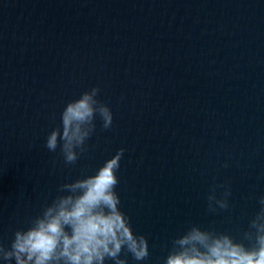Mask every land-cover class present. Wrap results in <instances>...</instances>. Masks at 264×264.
<instances>
[{
  "label": "clouds",
  "instance_id": "9594fccd",
  "mask_svg": "<svg viewBox=\"0 0 264 264\" xmlns=\"http://www.w3.org/2000/svg\"><path fill=\"white\" fill-rule=\"evenodd\" d=\"M99 91L93 87L69 101L61 112V125L46 138L45 147L51 152L59 147L66 165H74L87 151L97 116L104 129L113 124L110 107L97 99ZM124 152L119 149L94 174L61 185L58 192L63 194L46 204L26 229H17L10 246L0 244V260L6 264L13 260L15 264H127L128 255L138 264L147 260L148 240L133 231L115 191ZM216 187L225 189L222 198L217 197ZM230 195L228 186H214L208 196L209 210L227 209ZM258 203L259 210L239 240L214 228L192 225L173 239L163 264H264V196Z\"/></svg>",
  "mask_w": 264,
  "mask_h": 264
}]
</instances>
